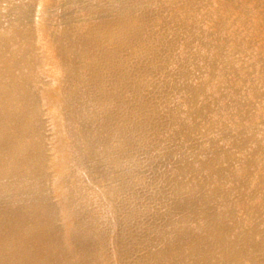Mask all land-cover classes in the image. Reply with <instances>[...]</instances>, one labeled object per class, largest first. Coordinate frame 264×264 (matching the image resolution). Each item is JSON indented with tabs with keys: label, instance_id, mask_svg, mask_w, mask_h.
I'll list each match as a JSON object with an SVG mask.
<instances>
[{
	"label": "bare ground",
	"instance_id": "6f19581e",
	"mask_svg": "<svg viewBox=\"0 0 264 264\" xmlns=\"http://www.w3.org/2000/svg\"><path fill=\"white\" fill-rule=\"evenodd\" d=\"M263 39L264 0H0V264H264Z\"/></svg>",
	"mask_w": 264,
	"mask_h": 264
},
{
	"label": "rangeland",
	"instance_id": "374dc122",
	"mask_svg": "<svg viewBox=\"0 0 264 264\" xmlns=\"http://www.w3.org/2000/svg\"><path fill=\"white\" fill-rule=\"evenodd\" d=\"M254 19L256 20V23H258L257 21H259V17H254ZM260 22V21H259ZM263 37V35L261 36ZM260 39V38H259ZM264 40V39H263Z\"/></svg>",
	"mask_w": 264,
	"mask_h": 264
}]
</instances>
